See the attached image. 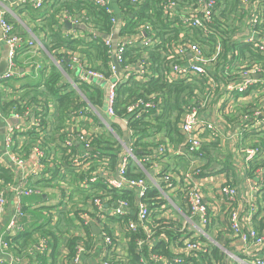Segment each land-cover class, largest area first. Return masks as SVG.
I'll return each instance as SVG.
<instances>
[{"label":"built area","instance_id":"built-area-1","mask_svg":"<svg viewBox=\"0 0 264 264\" xmlns=\"http://www.w3.org/2000/svg\"><path fill=\"white\" fill-rule=\"evenodd\" d=\"M2 1L4 3H11L14 0ZM127 1L138 3L142 0ZM46 2L47 0H19L18 8H13L10 5L4 10H0V26L3 31L2 41L9 48L8 67L0 75V104H6L11 100H15V98L6 97L5 87H7L8 81H11L19 75L18 59L20 51L35 46L34 40L25 39L24 35L17 31L15 11L20 7L40 11ZM91 2L97 6L106 7L108 13L112 15L113 28L111 32L107 35L100 33V36H105L104 42L110 47L109 52L112 53L113 60L110 62L108 70H102L103 72L87 66L82 76L79 77V82L88 83L93 79H107L109 81L105 112L108 116L119 117L125 122L130 143L126 146L123 139L117 134V138L120 140L118 142L122 144L124 150L115 170L117 171L116 177L114 175L109 177V173H107L108 165L105 167L106 170L98 171L96 170L97 168H94L93 158L96 154L92 155L90 152L93 142V137L90 132L82 129L77 133L66 136L63 140V146L67 148L70 155L73 154V148L76 143H80L86 149V152L82 154L71 155L72 166L79 174H82V187L90 189L99 182H103L117 190L130 187L134 189L137 201L134 204L125 198L106 200L99 195H96L92 200L90 199V204L96 209L95 215L100 220L98 221V219L94 218L95 210L90 211L84 209L80 212L78 229L73 232V235L84 236V239H81L76 244L74 255L71 259L72 263L94 264L93 261H89V258L95 250L94 248H87L85 244L87 229H91L94 234H96L94 230L95 226H98L100 229L98 233L100 239L96 241V244L100 246V251L95 258L96 264H117V261L120 260L119 258L127 254L129 237L127 236V232H124L125 230L136 233L141 230L143 231L144 235L135 240L136 250L139 253H143L146 247L151 249L155 244L154 238L158 235V229H164L167 226L176 233L181 232L182 236L170 244L172 256L152 253L149 258L154 262L153 264H194L190 260L201 257L206 258V261H211L212 264H264V227L260 231L254 222V220H260V218L264 217V211L259 213L261 209L260 203L262 204L263 199L261 198L259 200L256 197V192H261L264 187V167L258 168L255 171L254 177L248 174L250 163L257 160L260 162L264 158V145L261 142L254 141L251 144L244 143L240 146L242 155L241 164L247 172L250 189H252L250 194L245 198L247 212L243 210L238 198V189L242 186L234 182L231 184L226 179L219 184V190H217L214 197L209 199L210 191L205 183L208 179V171L205 168L206 164L202 161L204 155L203 149L208 141L219 140L222 144L230 138L237 139L243 137L245 131L252 133V130L256 129L259 132H263L264 101L260 104L251 105L247 109L239 107L234 109V115L238 116L242 122L243 129L238 133L229 134L218 129L214 121H211V118L204 114V110L208 109L207 106L212 97L211 94L218 87L216 76L214 77V74L209 69L210 66H213L215 71L216 62L213 60L212 54H206L198 42L192 39L183 40L184 34H180V41L175 44L167 57L168 62L170 60L168 65L169 69L167 68L168 78L174 81H189L193 77H199L204 78V81L207 83L204 94L192 100L182 115L179 126L184 140L177 145L162 143L156 149L157 153L167 155L169 153L176 154L189 160V166L184 172L180 190L186 205V207L181 209L187 215L191 224H188L189 229L185 228L181 230V227L175 224L176 221L170 219L175 207L171 203H168L163 193L167 192L168 188H172L177 183L174 181L173 171H166V167L160 169V161H152V157L148 156L143 161L151 164L152 170L155 168L158 177H160V183H151L148 174L147 177H130L127 175L131 160L135 161L138 166L148 173L142 163L143 161L138 159L132 147L133 137L130 123L133 119L139 118L143 114L158 108L161 102L159 92L152 91L147 93L146 97H138L131 101L126 105L125 111L121 116H118L115 110L116 91L118 85L122 82L124 83L130 77L131 72L128 69L135 66L132 73L136 75L137 79L143 80L147 79V74L151 72L147 68L149 63L145 58H142L137 65H127L123 69L125 71L123 77L121 75L117 76L114 56L121 66V63L124 61V54L129 48L153 47L156 43L154 41L155 35L153 27L150 24H144L141 25L138 34L134 38L128 39L125 35H120L119 33L117 40H114L113 37L117 33V29L119 28L121 30L126 22L125 18H122L118 12L120 8L113 7V0H91ZM237 3L238 11L244 15L245 21L247 18L248 34L245 37V41L256 47L264 55V27H262V24H264V0H237ZM117 4L119 5V1ZM217 4L218 0H202L199 6L184 5L178 12V2L176 0H169L164 5V10L165 14L172 20L179 13L185 26L198 28L201 30L202 37H210L213 34L212 24L214 22V11ZM226 6L227 1L224 6H220V10L225 9ZM88 20L89 16L85 15V12L80 17L67 15V21L73 25V28L77 29L76 26L80 24L85 25L87 29H90L89 32L91 33L90 36L92 39H95L99 32L87 24ZM73 60L74 63H80L79 58L74 57ZM245 62L236 70L234 77L229 72L227 73V81H225L223 86L225 97L222 101L226 98H232L237 94H245L259 86L264 91V61L263 63L252 62L249 64ZM106 71H108V75ZM257 75H260V77ZM114 78H116L115 81H112ZM10 110L11 108L7 112L0 110V123L3 121L7 124V132L4 135L3 141L5 149H1L0 165L10 167L8 165L10 163L22 169L26 167L28 158L18 151L19 140L17 136L21 126L19 123L9 124L8 121L14 119L21 121L30 115V110H26L23 114L15 109ZM78 112L81 113L82 108L78 109ZM105 124L111 129L109 123L106 122ZM35 125L37 129L42 128L39 120ZM112 131L114 130L112 129ZM134 137L137 138V136ZM250 139L253 138L251 137ZM30 153L31 157L37 163L46 157L45 151L39 145H33ZM100 164H108V160L101 161ZM153 187H157L161 191L165 201L161 203L160 207L151 209L146 199L147 194ZM10 192H13L18 197V200L15 203V212L7 222L3 236L0 238V244L7 252V257L0 259V264H5L8 260L10 263H13L15 259L14 253L11 252V246L5 241L4 237L8 234L17 235L23 230L25 226L19 223V218L25 215L23 198L33 194L36 190L32 185H28L25 178H22L17 183L8 182L5 185H0V221L4 219V214L7 211L8 194ZM101 194L106 193L100 190ZM219 196L224 199V208L221 207L222 201L218 199ZM160 208L168 212V214L163 217V224L155 227L152 222H154L155 216L158 215ZM110 216L117 217L115 222H106V219L109 220ZM119 218L124 219L123 226L117 223ZM244 219H246L247 224L244 222ZM117 226H121L123 231L120 230L119 232L116 230ZM218 232H221L222 235L230 239V247L216 239ZM163 233L164 231L159 233L160 238L166 237V234ZM252 244L261 247V252L255 256L249 255L248 253L249 246ZM213 247H217L223 256L214 258ZM240 250L244 251V255L238 254ZM65 251L67 253V249ZM50 252L51 248L49 247L48 240L42 238L38 243L26 249L24 253L26 264H38V255L49 254ZM210 257L211 260L208 259ZM141 260L144 261L145 257L141 258Z\"/></svg>","mask_w":264,"mask_h":264},{"label":"trees","instance_id":"trees-1","mask_svg":"<svg viewBox=\"0 0 264 264\" xmlns=\"http://www.w3.org/2000/svg\"><path fill=\"white\" fill-rule=\"evenodd\" d=\"M168 1L169 0H142L138 3H131L127 0H119L120 10H118V12L122 18H125L126 21L125 25L120 30V35H125L126 33L137 34L141 25L144 24L152 25L155 35L154 41L156 43L153 47L135 49L129 48L124 54V61L121 63V67L124 69L129 64H139L140 60L145 58V60L149 63L147 68L151 72L150 74H147V79H137L136 75L132 73V69H128L131 72L130 77L124 81V83L122 82L120 85H118L116 91L115 110L118 116H121L124 113L128 103L137 99L138 97H146L147 93L157 91L161 97V102L157 109L151 110L149 113L143 114L141 117L133 119V121L130 123V129L132 130L133 137L132 147L138 159L142 161L148 156L152 157V161L160 159L162 154H160V157H158V153L156 152L158 145L162 143L177 145L184 140V136L179 126L182 115L187 106L191 104V101L204 94L207 87V83L204 81V78L193 77L189 81H174L168 78L167 70L169 69L168 65L170 60L168 62L167 57L175 44L180 41L181 33L184 34L183 40H195V42H198L208 55L212 53L214 47L218 43V40H220L222 42V49L224 50L221 55L223 64L234 61L236 58L239 60L240 57L245 56H248L247 59L250 60L247 61V64L263 61V55L258 51V49L247 43L245 41V37L240 35V26L236 25V21L239 20L243 22L244 15L238 11L237 0H226L227 6L225 9L221 10L220 6L222 3L218 0L217 7L214 11V22L212 24L213 34L210 37H202L201 30L198 28L185 26L180 18L179 13L178 15H175L174 20H172L167 14H165L164 10V5ZM176 1L179 4L177 8V11L179 12L181 7L184 5H192L194 7L199 6L202 0ZM53 6V13L42 22L44 23L43 27L38 28L44 33V42L47 48L50 51H54L56 56L62 58H64L68 52L79 51L80 54H85L90 60L97 59V62L100 63V69L97 66L99 64L93 66L89 65L90 67L99 69L100 71H105L106 69L108 70V66L113 60V56L112 53L109 52L110 47L105 44L103 36H100V33H103V35L109 34L113 28V23L111 20L112 15L108 13L106 7L97 6L93 4L91 0H56ZM83 12H85V15L89 16L87 24L99 32L97 34V38L93 39V41H89L91 42L89 44L88 39L92 38L90 36L91 33L89 32L90 29H82L87 35L85 37L86 39L84 40L77 39L76 37L74 38L71 35L69 36L66 30L61 29V24L65 20L66 15L80 17ZM262 27H264V24H262ZM62 50L65 51L62 52ZM230 52L233 53L231 60L228 58V54ZM221 65L222 63L219 62L216 72L224 71V66L221 67ZM209 69L214 74V77L216 75V78L219 80V84L223 82V76H221L224 75L223 73L215 74L213 66H210ZM106 74H109L108 71H106ZM60 77V71L56 67H53L52 73L50 74L46 83V88L59 102L61 117L64 118V107H68L67 110L71 109L72 105H69V103L71 104V96L74 95V92H72V94H67V92L63 91L64 88L60 84ZM82 85L84 91H90L92 89L91 87H93L90 85V82L82 83ZM249 92L250 91L246 93ZM94 94H96V92ZM88 96L92 97L90 93ZM102 96L103 93L100 89V105L103 103ZM21 98L25 100L24 95H22ZM25 103L26 104L23 105L20 100H11L6 104L4 103L5 105L0 104V110L7 112L10 109V106H12L11 110L15 109L23 114L27 106L30 105L29 102ZM95 103H97V101H94V104ZM78 106L79 105H76L75 109ZM68 116L69 112L67 113V118ZM39 121L41 122L42 127L46 129L48 123L47 115L41 113ZM0 124L4 125L5 122L2 121ZM255 131L257 130L253 129L252 133ZM34 133L35 132H31V135ZM0 136L3 137L4 135H2L0 132ZM134 136H137V138ZM63 140L64 134H57L52 139V141L58 143L62 149L60 160L63 162L61 164H63L65 167L72 166L70 164V160L68 159V150L63 146ZM43 141L45 143L48 142L45 137L43 138ZM93 147L94 149L90 152L92 155L96 154V156L93 158L94 161L101 162L108 159V162L111 161V163L115 165L113 169L116 168V165H118L124 150L122 144H120L118 141L113 143L110 140L98 138L96 140L93 139ZM26 150H30L28 145ZM142 163L148 172L152 171L151 164L144 161ZM212 166L213 165H211L210 168ZM262 167H264V158L260 162L258 160L251 162L248 172L249 176L254 177L255 171ZM211 170L216 171L212 168ZM166 171H169V169ZM127 175L130 177H147V173L133 160L130 161ZM14 176L15 173L12 169H9L7 166L0 165L1 186L7 184L8 182H13ZM100 190L106 194L100 195ZM263 191L264 187L261 192ZM79 195L85 199L84 203L81 200L83 207L76 204L79 207L80 212L86 209L84 207L85 203H87V201L90 199L92 200V198H94L96 195L102 196L106 200L125 198L134 204L137 201V196L134 192V189L126 187L122 190H117L115 188L109 187L103 182L95 184V186H92L88 190L79 192ZM79 195H77L78 198H80ZM146 200L148 201L151 209H154L156 207H160L161 203L165 201V198L163 199L162 193L157 187H153L147 194ZM91 207L93 210H95L94 218L98 219L99 221L100 218L95 215L96 209H94L92 204ZM39 208L41 209L33 210L27 207V205L24 203V223H29L31 215L35 216V214H43L45 217L34 226L25 225L23 230H21L17 235H5L4 239L11 246V252L14 253V256L16 254L24 255L27 248L38 243L42 238H46L49 242L51 252L49 254L45 253L38 255V264H73L71 259L74 255V248L76 244L81 241V239H84V236L73 235L72 231L76 228V224L74 223L73 217H71V213L69 212L67 214L63 208L57 210L56 207L42 206ZM49 208H55L57 220L54 223L53 218L55 215L53 216L52 213H49ZM260 208L261 209L259 213L264 211V196L262 204L260 203ZM29 209L30 213H27ZM45 212L48 214L46 215ZM76 212V218L79 219L80 213H78V211ZM116 219L117 217L114 216L109 217V221L111 222H115ZM123 220V218H119L117 223H120V225L123 226ZM263 220L264 217L260 218V220L256 222L257 228L260 231L264 227ZM110 229L112 230V228ZM161 231H164L163 234H166V237L158 239L151 249L146 247L143 253H139L135 248V240L136 238L144 235L143 231L141 230L136 233L125 230L124 232H127V236L129 237L127 254L123 257L121 256L119 258L120 260L117 261V264H153L154 262L149 258L152 253H160L163 255L172 256L170 244L178 240L182 236V233H176L167 226H165L164 229L159 228L157 231L158 234ZM66 232L69 233L68 240L66 242L67 253L64 256L63 261L59 262L57 260V247L60 241L59 236L60 234H64ZM86 235L87 239L85 240V244L87 248H94L95 251L90 255V257L93 263L96 264L95 258L100 251V246L96 244V241L100 239V235L94 234L91 229L86 230ZM216 239L230 247V239L222 235L221 232H218ZM221 256H223L221 251L217 247H213V257L217 258ZM144 257L145 260L142 261L141 258ZM208 259L211 260V257ZM206 260V258L204 259V257H201L198 259H192L190 261L194 262V264H212L211 261Z\"/></svg>","mask_w":264,"mask_h":264},{"label":"crops","instance_id":"crops-1","mask_svg":"<svg viewBox=\"0 0 264 264\" xmlns=\"http://www.w3.org/2000/svg\"><path fill=\"white\" fill-rule=\"evenodd\" d=\"M56 0H48L45 4L44 8L40 11L31 10L30 8L20 7L15 11V21L16 28L19 33L24 35L25 39H32L35 41V46L32 48H28L26 50H21L19 53L18 59V68L19 75L13 78L11 81H8L7 87H5V94L7 98H15V100H20V102L25 105V102H29L30 105L27 106L26 110H30V115L23 120L18 121L21 129L18 130V147L19 153L28 158L26 167L19 169L18 167L8 164L15 173L14 181L15 183L19 182L22 178H25L28 185H32L35 187L36 192L33 194L26 196L23 198V202L27 205V207L33 210H39L42 206L45 207H56L57 209L63 208L66 213H71V217H73L74 223L76 224V228L72 231L75 232L78 229L79 219L76 218L77 212L80 213V209L77 205L82 206L84 203V198L79 195V192L88 190L84 189L81 184L82 174H79L73 166L65 167L61 164L63 161L60 160L62 149L55 141H52L53 137L57 134H64V138L72 133H77L80 130L84 129L91 133L94 140L96 139H106L110 140L113 143L116 141H120L117 138V134L123 138V125L114 122L110 116L105 112V101L107 97V90L109 86V81L107 79L96 80L93 79L90 82L92 89L90 91H84L82 83L79 82V77L82 76L86 67L91 65H97L100 69V63L97 62V59L90 60L85 54H80L79 51L68 52L64 58L58 57L54 54V51H50L46 44L44 33L42 30L38 29L43 27L44 20H46L54 11V3ZM119 0H113V7L119 9V5L117 4ZM222 5L226 3V0H219ZM12 6L13 8H18L19 0H14L11 3H4L0 0V10L6 9V7ZM67 15L65 20L61 24V29L66 30L67 34L72 37H76L77 39H86V33L82 30V28L77 27L71 28L70 30L66 27ZM236 25L240 26V35L246 37L248 34V25L247 18L243 22L237 20ZM138 34V33H137ZM125 36L130 39L136 36V33H126ZM105 36H103V39ZM93 41L92 38L88 39V44L91 43L89 41ZM4 42L0 41V56L3 50ZM65 50H62L64 52ZM222 42L218 40V43L214 47L212 51V58L215 60V74L223 73L222 77L223 82L218 83V87L215 92L211 95L212 97L209 100L207 110H204V114L211 118V121L217 125L218 129L223 132L229 134L238 133L242 130V122L238 118V116L234 115L235 108H248L254 104H260L264 101V91L261 86L251 90L246 94H237L232 98L225 97V91L223 90V86L225 81H227V73L234 77V73L241 66L242 63L250 61L247 59L248 56L240 57L239 60L234 59V61L223 64V59L221 55L223 53ZM63 54V53H62ZM64 55V54H63ZM263 55V54H262ZM233 53L230 52L228 54V58L231 60ZM74 57L79 58L80 63H74ZM264 61V55H263ZM263 61H260L263 63ZM219 62L222 63L221 67L224 66L223 72H216ZM53 67H56L60 73V84L64 88V92L67 94L74 92V95L71 96V106L70 110H67L68 107H64L65 116L61 117V109L60 104L49 92L46 88V83L50 74L52 73ZM135 66H132L133 70ZM120 75L123 77L125 75V71L121 70ZM216 76V75H215ZM260 77V75H257ZM217 82L219 81L216 78ZM100 89L103 93L102 105L99 104L100 101ZM96 92V94H94ZM89 93L92 97H89ZM25 96V100L21 98V96ZM93 98V99H90ZM94 101L97 103L94 104ZM66 102V101H65ZM222 102V103H221ZM68 105V106H69ZM79 105L76 109L75 106ZM12 108V106H10ZM82 108V112L79 113L78 109ZM25 110V111H26ZM69 112V116L67 118V113ZM47 115V127L37 129L35 125L36 122L40 118V114ZM109 123L111 129L106 126L105 123ZM115 123V124H114ZM125 124V122H123ZM112 129L114 131H112ZM0 132L2 135H5L7 132V124H0ZM31 132H35L31 135ZM255 133V134H253ZM253 133H249L245 131L243 137L241 138H230L228 141L224 143H220L219 140L216 141H208L205 144L203 149V157L202 161L206 164V170L208 171V179L206 180V186L209 189V199L214 197L217 190H219V184L222 183L225 179L229 181V183H236L240 185L238 198L239 202L242 205V208L245 212L247 203L245 198L250 194V181L247 177V172L244 170L243 165L241 164L242 155L240 152V146L244 143L251 144L254 141L261 142L264 145V133L255 131ZM4 137V136H3ZM0 136V144L2 138ZM47 139V143L43 141V138ZM253 139H250V138ZM170 144V143H167ZM221 144V145H219ZM27 145L31 149L33 145H39L45 151L46 157L41 160V165L36 162V160L31 157L30 150L27 151ZM0 148V154H1ZM94 149L93 142L92 148L90 151ZM86 152V149L80 144L76 143L73 148L72 156L77 154H82ZM158 152V157H160ZM69 160L71 164L72 156L68 153ZM108 160V159H107ZM159 168H167L171 169L175 175V186L172 188H168L167 192H163L165 194V198L169 199L175 210L170 217L171 220L176 221V225H179L181 230L189 229L188 224H191V221L185 215L181 208L186 207L184 203V197L181 193V184L183 183L184 172L189 166V160L187 158H183L176 154H162V157L158 159ZM66 163V161H65ZM72 165V164H71ZM108 165L109 177L113 175L117 176L116 168L114 164L108 162V164H100V161H94V168L96 170H106V166ZM211 168L216 171H212ZM113 170V173H112ZM116 172V173H115ZM157 171L155 168L150 172H148V178L151 183H160V177H158ZM226 177V178H225ZM248 179V180H247ZM256 197L261 200L263 199V192H256ZM79 195L80 198L77 197ZM31 196H38L40 198L39 201L34 203H30L25 201V198ZM222 201L221 207L224 206V199L219 196L218 198ZM18 197L15 196L13 192L8 194V206L7 211L4 214V219L0 221V238L3 236V232L7 222L13 216L15 212V203L17 202ZM168 201V200H167ZM91 201H87L84 207L88 210H92ZM77 204V205H76ZM28 210L27 213L29 212ZM46 215L48 214L45 212ZM49 213H52L54 216L53 223L57 220V214L55 208H49ZM33 214V213H32ZM168 212L158 210V215L155 216L154 222H152L153 226H158L163 224V217L167 216ZM43 214H35V216L31 215V219L29 220L28 225L34 226L38 224L42 219H44ZM171 221L172 223H174ZM258 219L254 220L255 224ZM106 222H109L106 219ZM244 222L247 224L246 219ZM26 224V223H24ZM74 224V225H75ZM257 225V224H256ZM98 227V226H95ZM263 229V228H262ZM95 230V229H94ZM100 230V229H99ZM116 230L120 232L123 231L121 226H117ZM98 234V233H96ZM69 233L60 234V241L58 245V261L62 262L64 256L66 255V242L68 240ZM160 238L159 234L154 238V242ZM231 246V244H230ZM261 252V247L255 244L249 246L248 253L249 255L255 256ZM239 255H244V251L240 250L238 252ZM7 257L6 250L0 244V259H5ZM89 261H92L91 257ZM5 264H26L24 255H15V259L13 263L10 261H6Z\"/></svg>","mask_w":264,"mask_h":264},{"label":"water","instance_id":"water-1","mask_svg":"<svg viewBox=\"0 0 264 264\" xmlns=\"http://www.w3.org/2000/svg\"><path fill=\"white\" fill-rule=\"evenodd\" d=\"M72 26L73 25L70 22H67L66 23V27L69 30L72 28ZM76 27H80L82 29H87L86 26L83 25V24H80V25H78ZM119 33H120V29L118 28L117 29V33L113 37L114 40H117ZM2 40H3V31H2V28L0 26V41L3 42ZM8 51H9L8 46L4 44L3 45V50L1 52V57H0V75L7 70V67H8ZM114 61L116 63V67H117L116 75L119 76L120 75L121 66L118 63V61L116 60V57L115 56H114ZM115 79L116 78H114L112 81H115ZM104 103H105V107H106L107 106V100ZM111 119L114 122H117V123L123 125L122 127H123L124 130H123V138L122 139H123L125 145L128 146L129 143H130V138L128 136L127 126L125 124H123V121L119 117L111 116ZM8 123L9 124H14V123H18V121L16 119H14V120H9ZM3 141H4V139L2 138V140H1V147H2V149H5L4 142ZM94 229H95V232L96 233H99L100 232V230H99L98 227H94Z\"/></svg>","mask_w":264,"mask_h":264},{"label":"rangeland","instance_id":"rangeland-1","mask_svg":"<svg viewBox=\"0 0 264 264\" xmlns=\"http://www.w3.org/2000/svg\"><path fill=\"white\" fill-rule=\"evenodd\" d=\"M39 200H40V198L38 196H35V197L31 196V197L25 198V201H28L30 203H34V202L39 201ZM167 200H168V202H170L168 198H167ZM24 217H25V215L23 217L19 218V223H23L24 224V222H23L24 221ZM25 225H28V223L24 224V226Z\"/></svg>","mask_w":264,"mask_h":264}]
</instances>
